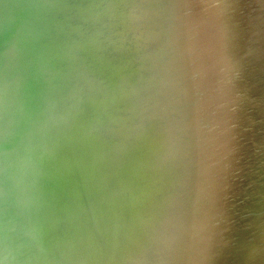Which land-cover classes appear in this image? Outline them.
<instances>
[{"label": "bare ground", "instance_id": "obj_1", "mask_svg": "<svg viewBox=\"0 0 264 264\" xmlns=\"http://www.w3.org/2000/svg\"><path fill=\"white\" fill-rule=\"evenodd\" d=\"M125 176L119 264H264V0H0V264Z\"/></svg>", "mask_w": 264, "mask_h": 264}, {"label": "water", "instance_id": "obj_2", "mask_svg": "<svg viewBox=\"0 0 264 264\" xmlns=\"http://www.w3.org/2000/svg\"><path fill=\"white\" fill-rule=\"evenodd\" d=\"M77 88H74L70 98L60 99L69 109H86L90 112L87 99H76ZM92 99L95 100V97ZM88 126L82 123L79 128L85 132L83 136L87 141L94 140L95 128ZM105 142L107 141L97 144V149L102 150ZM105 157L102 155V158ZM130 182L126 178L127 184L122 198L110 211L102 215L73 207L48 218L44 226L51 235V251H54V256L46 259L43 264H119L120 255L131 252L126 243L124 244L126 230L132 229L134 222L141 224L140 220H144L141 218L143 213L139 210L140 203L135 194L131 193L132 187L129 190ZM139 245L136 242L134 250H139Z\"/></svg>", "mask_w": 264, "mask_h": 264}]
</instances>
